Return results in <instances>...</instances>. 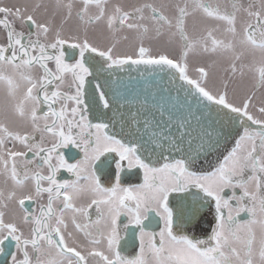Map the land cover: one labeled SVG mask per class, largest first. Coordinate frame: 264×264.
Returning a JSON list of instances; mask_svg holds the SVG:
<instances>
[{"label":"snow or ice","instance_id":"1","mask_svg":"<svg viewBox=\"0 0 264 264\" xmlns=\"http://www.w3.org/2000/svg\"><path fill=\"white\" fill-rule=\"evenodd\" d=\"M80 2L83 38L64 34L71 3L57 26L0 0V83L12 96L24 89L15 107L24 130L0 123V176L12 181L7 194L0 188V264H264V104L257 117L250 111L254 96L237 105L228 98L227 83L209 87L204 66L192 76L190 54L234 52L235 43L215 39L211 28L201 36L188 31V18L200 14L224 22L240 45L264 56V0L247 7L229 0L231 11L217 0H184L173 16L166 15L170 5L163 0L131 10L119 4L109 10V0ZM239 13L247 16L241 32ZM100 23L112 39L103 48L87 35L89 25ZM125 29L136 32L140 43L132 55L119 56L117 33ZM150 31L178 44L179 57L152 56L144 46ZM139 65L165 74L167 86L150 93V104L145 96L136 112H125L126 86L113 77ZM231 72H237L235 63ZM257 72L256 87H264V64ZM232 136L238 138L223 162L200 174L199 161ZM62 170L71 178H59ZM140 173L142 182H123ZM173 193L191 199L174 204ZM85 196L89 202L78 204ZM10 203L22 215L6 219ZM241 213L249 218L240 219ZM153 224L159 231L148 230ZM205 224L207 239L189 234Z\"/></svg>","mask_w":264,"mask_h":264},{"label":"rangeland","instance_id":"2","mask_svg":"<svg viewBox=\"0 0 264 264\" xmlns=\"http://www.w3.org/2000/svg\"><path fill=\"white\" fill-rule=\"evenodd\" d=\"M146 2L160 3L161 0H136V2H125L122 6L126 7V10H131L135 6H139ZM163 2L170 5L166 9V15L173 16L175 14V5L180 3L183 5L184 0H163ZM222 8H227L231 11V4L229 0H217ZM237 3L247 7L251 0H236ZM112 9V8H110ZM146 17L150 15L149 12L145 13ZM247 21V16L243 13L238 14L237 19V31L241 32L242 26ZM144 23H149L147 19ZM214 29L213 35L215 39L223 41L225 44L229 42L235 43V51L218 52L217 54H190L189 65L190 74L196 76L194 69L199 66H204L209 71V87L223 88V84L227 83L228 98L234 103L239 105L247 96H254L252 105H261L264 100V87H254L258 79L257 69L264 64V56L259 51H252L251 49L239 44L240 36L233 37L231 33L226 31L227 25L224 22H218L212 19H206L200 14L188 18V31L194 36L206 35V29ZM92 33H97L91 39V42L99 45L100 47H106L112 43L111 34L108 33L104 24H96L88 30ZM127 36V39L124 37ZM117 43L115 48V54L134 53L136 47L139 45L137 39V33L128 31L127 29L117 33ZM211 45V41H209ZM144 46L151 49V54L154 57H158L161 54L167 55L169 58L179 57L180 48L179 45L168 43V37L166 35L156 37L154 31H150L147 37L144 39ZM239 55L240 59L236 60L235 56ZM235 63L237 72L233 74L231 72V66ZM241 71L243 75H241Z\"/></svg>","mask_w":264,"mask_h":264},{"label":"flooded vegetation","instance_id":"3","mask_svg":"<svg viewBox=\"0 0 264 264\" xmlns=\"http://www.w3.org/2000/svg\"><path fill=\"white\" fill-rule=\"evenodd\" d=\"M129 1L136 2V0H129ZM125 2H128V0H109L107 7L109 10H111L110 8H112L113 5L119 4L123 6ZM60 3L62 6L60 8H57V0H2V6L13 7V8L18 6V7H21L22 9L27 8L28 13H34L35 18L38 21L54 20V23L57 26L60 24L62 17L65 16L67 12L66 7L64 6L71 3L73 5L72 18L64 25V34L65 36L79 34L81 38H83L84 33L82 31V25L76 16L77 11H79L82 8V3L80 2V0H60ZM146 3H149V2H146ZM37 5H39L38 9L36 7ZM126 7L127 6H125V9ZM95 13H96L95 8H91L89 10L90 15H94ZM94 25L96 24L89 25L88 30L93 28ZM16 27L18 30L20 29L21 25L19 22L17 23ZM24 30L27 31L28 30L27 27H25ZM87 35H88L89 40L91 41V39L94 38V36L98 34L95 32L92 33L88 31ZM0 39H2V37H0ZM137 50H138V47H136L135 51ZM132 54L128 52L127 54L124 53V54H118V55L124 56V55H132ZM134 58L136 57L134 56ZM254 87H256V85H254ZM23 96H24L23 87H21L19 90L16 91L15 96H12L9 94V88L7 84L0 83V123L4 124L12 131H23L24 130L23 123L19 120V118L15 114V107L23 99ZM242 102L243 101H241L239 104H241ZM262 104H264V100H262ZM261 105H255V106L252 105L250 107V111L252 112L253 115L257 117L260 116L259 112L257 111V108ZM140 106L141 104L126 103L122 111L127 112L128 109H131L132 112H136L137 109L140 108ZM253 127H256V126H253ZM9 147H11V145H9ZM18 150H23V149L19 148L18 146ZM73 151H76V150L74 149ZM211 156L212 155L208 156L207 159H201L199 161L196 170L200 174H206L214 170V167L217 166L218 163L223 162V159L220 162L219 161L211 162L212 160L209 159ZM4 158L7 159L6 156ZM175 158H179V156L175 155ZM77 159H79V157H77ZM10 164H11V161H9V165ZM2 168H3V165L0 164V170H2ZM105 171L107 170L105 169ZM59 178L64 179V178H71V177L68 173L62 170L61 173L59 174ZM102 180H103L105 187L112 186V184L109 182L108 176L102 174ZM5 181H6V177L0 176V188H3L5 191V194H7V192L12 188V181L11 180H7V182ZM123 182L125 183V185L129 183H140L142 182V173H140L139 178L133 177L131 180L125 177ZM192 191L195 192L196 190L193 189ZM238 194H239V191H238ZM181 197H188L189 199H191V197L187 193H173L170 199L172 200V203L175 204L179 202ZM88 202H89V199L87 196L77 201L78 204H86ZM26 205L32 208L38 207L35 203L29 204V202H26ZM6 212H7L6 219H12L13 215H16V216L22 215L21 210L18 208V206L15 203H10L8 205V208L6 209ZM90 215H91L92 220L96 219V212H95L94 207L93 209H90ZM248 218L249 217L246 213H241L240 219L243 220V219H248ZM121 219L123 222H126V219L124 217H122ZM209 219H211V217H209ZM159 226H162V222L160 223ZM159 226H157L156 224H153L148 230L149 231H159ZM131 227L132 226H130V230H131ZM207 229H208V226L205 224L203 228H197L194 230V232H190L189 234H194L199 239H207ZM70 230H72L71 225H70ZM255 233H256V239L258 242L261 236L260 228L258 225L255 226ZM179 234H184V233H179ZM74 235H76L78 243H83L87 245V242L84 240L82 234L74 233ZM136 235H137L136 250L138 251V235H139L138 232L136 233ZM69 243L71 244L72 241H69ZM87 246L91 247V245H87ZM101 247H103V245H101ZM257 247H258V243H257ZM131 251H132V247L131 245H129L128 250L125 252V254L126 255L129 254V252ZM90 264H94V262L90 261Z\"/></svg>","mask_w":264,"mask_h":264},{"label":"water","instance_id":"4","mask_svg":"<svg viewBox=\"0 0 264 264\" xmlns=\"http://www.w3.org/2000/svg\"><path fill=\"white\" fill-rule=\"evenodd\" d=\"M141 73H143V75H141ZM104 75L107 74L105 73ZM117 77L122 78V84L126 86L129 103L141 104L145 96H147L150 104V93L156 91L159 85L167 86L165 74L158 71L153 72L151 68H147L144 65L126 66L125 70L118 71L113 79ZM121 91H125V87H121ZM137 97H139V99H137ZM235 138L238 137H229L226 142L222 143L219 151L214 152L209 158L212 160L211 162H220L223 159V155H227V152L234 146Z\"/></svg>","mask_w":264,"mask_h":264}]
</instances>
